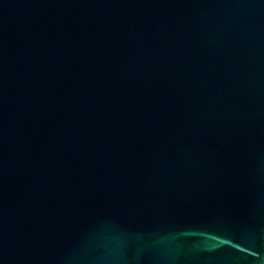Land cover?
<instances>
[{
  "label": "water",
  "instance_id": "1",
  "mask_svg": "<svg viewBox=\"0 0 264 264\" xmlns=\"http://www.w3.org/2000/svg\"><path fill=\"white\" fill-rule=\"evenodd\" d=\"M0 264H264V0H0Z\"/></svg>",
  "mask_w": 264,
  "mask_h": 264
}]
</instances>
